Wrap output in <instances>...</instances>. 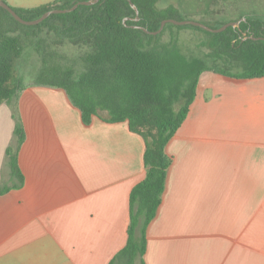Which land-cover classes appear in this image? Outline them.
I'll return each instance as SVG.
<instances>
[{"label":"crops","instance_id":"obj_1","mask_svg":"<svg viewBox=\"0 0 264 264\" xmlns=\"http://www.w3.org/2000/svg\"><path fill=\"white\" fill-rule=\"evenodd\" d=\"M18 122L21 182L6 155ZM145 149L127 122L85 125L61 89L33 83L0 105V264H110ZM165 151L161 203L134 264H264V77L202 73Z\"/></svg>","mask_w":264,"mask_h":264},{"label":"trees","instance_id":"obj_2","mask_svg":"<svg viewBox=\"0 0 264 264\" xmlns=\"http://www.w3.org/2000/svg\"><path fill=\"white\" fill-rule=\"evenodd\" d=\"M83 1L89 0L10 7L23 20L33 21ZM129 1L138 9L137 22L127 0L80 5L35 26L18 23L0 8V105L16 101L20 87L13 81L12 68L32 50L41 64L36 84L63 90L85 125L94 117L107 123L127 122L129 130L145 141L146 175L131 190L126 245L110 264H134L145 253L146 230L161 203L171 164L166 145L187 116L201 74L264 77V40L256 39L264 38V0H231L234 10L213 20H194L213 29L240 21L220 33L168 23L157 35L136 27L155 32L164 20L191 19L174 5L159 7L158 0ZM185 30L201 34L195 44L199 55L183 54L179 39ZM14 135L16 143L6 155L11 174L21 182L16 159L23 137L19 122Z\"/></svg>","mask_w":264,"mask_h":264},{"label":"rangeland","instance_id":"obj_3","mask_svg":"<svg viewBox=\"0 0 264 264\" xmlns=\"http://www.w3.org/2000/svg\"><path fill=\"white\" fill-rule=\"evenodd\" d=\"M3 1L13 7L11 4L12 0ZM231 4V0H158L157 2V5L161 8L174 5L179 8L181 12L187 14L189 19L199 21L213 20L220 14L226 13L228 10H234V6ZM240 6L239 4V7ZM173 32L175 31L173 30ZM168 34H170L169 31ZM200 36V33L188 30L180 33L179 42L184 55L188 57L199 55L195 48V44L200 39ZM40 68L41 64L32 50H27L20 59L15 61L12 68L14 71L13 81L16 80L18 82L20 93L27 87L32 86L33 83L36 84ZM136 264H139L138 261Z\"/></svg>","mask_w":264,"mask_h":264},{"label":"water","instance_id":"obj_4","mask_svg":"<svg viewBox=\"0 0 264 264\" xmlns=\"http://www.w3.org/2000/svg\"><path fill=\"white\" fill-rule=\"evenodd\" d=\"M100 1H104V0H89V1H83V2H79L76 3L72 8L70 9H65V10H52L49 12L44 13L40 18L33 20V21H25L23 20L6 2H4L3 0H0V8L4 9L5 11H7L11 17L17 21L18 23L22 24V25H26V26H35L38 25L39 23L43 22L45 19H47L50 15L53 14H65V13H70L73 12L74 10H76L78 8V6L82 5V6H91L94 4H97ZM130 4V6L133 8V10L135 11V21L137 22L139 20V12L138 9L135 7V5L133 3H131L129 0H127ZM244 20V19H243ZM125 21V20H124ZM173 24L176 26H185V25H191L194 27H198L202 30H205L207 32L210 33H220L222 31H224L225 29H227L228 27H236L239 25L240 21L238 22H229L226 23L225 25H223L222 27L218 28V29H213L201 22L198 21H194V20H183V21H178V20H173V19H167L161 22L160 27L157 31L155 32H149L146 29H143L142 27H136L139 29H142L145 33L150 34V35H157L159 34L162 29L164 28V26L166 24ZM135 27V26H134ZM254 39V38H252ZM256 39H260V40H264V38H256Z\"/></svg>","mask_w":264,"mask_h":264}]
</instances>
